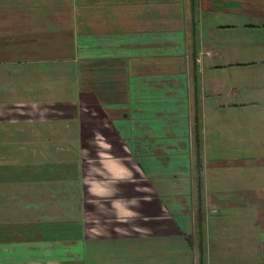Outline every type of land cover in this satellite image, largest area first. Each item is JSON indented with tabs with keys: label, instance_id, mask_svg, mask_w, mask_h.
<instances>
[{
	"label": "crops",
	"instance_id": "0c3cea01",
	"mask_svg": "<svg viewBox=\"0 0 264 264\" xmlns=\"http://www.w3.org/2000/svg\"><path fill=\"white\" fill-rule=\"evenodd\" d=\"M194 1L0 0V264H205L222 212L224 244L254 248L218 264H264L260 126L216 124L229 141L213 143L218 161L208 134L214 116L259 109L264 83V57L242 56L263 69L210 81L234 64L228 42L212 40L210 11L224 14L223 1L264 18V0Z\"/></svg>",
	"mask_w": 264,
	"mask_h": 264
},
{
	"label": "rangeland",
	"instance_id": "374dc122",
	"mask_svg": "<svg viewBox=\"0 0 264 264\" xmlns=\"http://www.w3.org/2000/svg\"><path fill=\"white\" fill-rule=\"evenodd\" d=\"M187 5H189V3H187ZM218 8L220 9L221 12H223L224 14H216L214 13V11H210L211 13V17L209 18V25L211 30H215L217 31L216 33L214 31H212V40L215 39L217 41H215V43H219L221 41V43L226 42L228 44L226 51L228 53H230L229 55H226V60L228 62H233L234 64H231L232 67H228L227 71H225L226 73H223L221 76L219 74H215V73H211V77H210V81L213 80L214 78L218 80L221 79L220 81L225 82L227 84L230 85H235V83L238 81L239 76L241 74H255L256 71H261L263 69V67L258 66V67H252L250 66L249 63L246 64H238L239 61L241 59L244 60H262V58L264 57V49L262 48H258V46L263 45L264 46V18L262 17H250L249 15H245L244 12H242V8H244V6L241 4H234V3H229V2H220ZM189 22V20H188ZM189 31L192 33V29L193 26H191L190 22L187 23ZM220 43V44H221ZM230 43V44H229ZM223 45V44H221ZM181 47V42L179 43V48ZM240 49H243L242 51ZM241 51V53H240ZM243 53V55H242ZM233 66H235L233 68ZM218 77V78H217ZM259 86H263V88H261L260 94H259V98L260 100H262L260 106H258L259 109H257L256 105H253L249 111H253L252 114L250 112H242L241 114V118L240 117H235L232 113L229 114H225L223 116V118L220 119V116H214L215 119L211 120V124L209 127V140H211L210 144L212 145L209 146V159L213 160V161H218L219 158V148L220 147H215L214 144H222L225 143L224 141H228V140H219V136H220V131L215 130L214 126L216 124H232V123H245V122H253L254 125H256L257 123L259 124V128L260 131L258 132L260 141L264 139V130L263 128H261L262 125H264V95H261L262 92H264V83L260 84ZM211 88V87H210ZM212 89H215L211 88ZM212 97V96H211ZM213 101V100H212ZM223 113V112H222ZM257 122V123H256ZM252 130H254V127L252 128ZM249 132V135L246 137L247 140H250L251 138L254 139L257 134V131L254 132ZM216 132V133H215ZM242 140V139H241ZM229 142V141H228ZM214 143V144H213ZM254 147V146H253ZM217 149V150H215ZM233 148H230V150ZM245 150V148H243ZM215 150V151H214ZM240 150V149H238ZM246 150H248V148H246ZM243 153V152H242ZM255 152L253 150V153H251V155L254 156ZM256 156H264V148H258L256 150ZM202 159H204V157H202ZM211 162L210 166L213 170H210V175H209V179L213 182L215 180V178L213 176L214 175V169L217 168L216 163L215 162ZM214 167V168H213ZM228 166L225 167V169H227ZM223 170V169H222ZM218 173V172H216ZM199 174V173H197ZM217 177V175H216ZM226 181V179H225ZM242 179H238V183H241ZM208 197V196H207ZM211 199H213V196H210ZM184 199L186 198L185 196L183 197ZM181 199V201H183L185 203L184 199ZM190 203L193 204L191 205L192 209L189 208L190 210V216H191V221H192V230H191V234L194 237V235H200V238L198 240V246L200 247V251L202 250L201 245H202V234L203 232H201L202 230V222H203V218L202 217V212L203 209H201V205L202 204V195L200 196L199 194H195V196H190ZM188 205V203H186ZM190 206V205H189ZM197 206V207H196ZM215 209V208H214ZM71 214L73 215V213L71 212ZM69 214V215H71ZM224 214V212L222 213H218V214H212L211 216V231L207 232V238L205 235V244H210L211 245V250L209 251V255L212 259L209 260H205V264H218V262L220 263H227V262H231V263H239L240 262V255H242L243 251V260H245L248 255L253 254V248H254V244L248 243L249 247H244L242 246V244L239 243V241L237 243H226L224 244V242L226 240L232 239V237H229V233H225L224 229L221 226V223L219 224L218 219L220 217H222V215ZM230 214V213H229ZM230 215H234V212H232ZM227 218V217H225ZM243 218V215L242 217ZM228 219V224L230 225H225V227L231 228L232 232L233 231H237L238 229V225L239 224H234V218H227ZM206 220V218H205ZM198 233V234H197ZM206 234V233H205ZM229 238V239H227ZM210 239V240H209ZM224 244V254L222 256L223 259L220 258H216L218 256V246ZM220 249V247H219ZM251 249V250H250ZM180 254V253H179ZM250 254V255H251ZM219 257V256H218ZM261 258V256H260ZM167 259V258H166ZM163 259L162 262L157 263V264H168L169 260ZM220 261H218V260ZM250 259V258H249ZM199 264H202L203 262L201 261V259L199 260ZM192 264V258L191 260H187V259H177V262H175V260H173V264ZM196 264V263H195Z\"/></svg>",
	"mask_w": 264,
	"mask_h": 264
},
{
	"label": "trees",
	"instance_id": "16d2710c",
	"mask_svg": "<svg viewBox=\"0 0 264 264\" xmlns=\"http://www.w3.org/2000/svg\"><path fill=\"white\" fill-rule=\"evenodd\" d=\"M196 1V0H195ZM194 1V8H195V10L197 11V3ZM201 181L203 182V176H202V178H201ZM202 217H204V212H202ZM202 224H203V222H202Z\"/></svg>",
	"mask_w": 264,
	"mask_h": 264
}]
</instances>
